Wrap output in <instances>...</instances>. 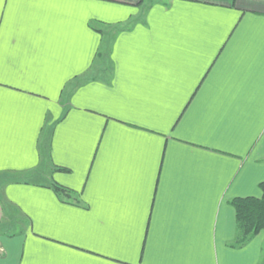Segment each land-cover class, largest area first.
Returning a JSON list of instances; mask_svg holds the SVG:
<instances>
[{
	"label": "snow or ice",
	"instance_id": "obj_1",
	"mask_svg": "<svg viewBox=\"0 0 264 264\" xmlns=\"http://www.w3.org/2000/svg\"><path fill=\"white\" fill-rule=\"evenodd\" d=\"M32 6L49 25L37 21L31 37L20 38L15 59L33 62L17 68L18 82L0 75V159L22 154L25 144L35 153L33 163L0 165V198L20 210L24 241L39 235L71 256L99 257L93 264H187L155 257L175 252L211 191L213 253L246 248L259 234L256 222L264 227V191L234 189L247 159L222 142L238 144L254 112L245 82L257 53L264 83V0H111L107 8L103 0H34ZM66 20L91 41L78 71L71 31L58 28ZM253 20L258 37L248 29ZM140 33L148 35L144 48L122 47ZM66 70L71 75L52 89L51 74ZM158 97L167 103L151 102ZM36 105L47 117L33 129ZM71 109L82 121L72 139H60ZM29 130L35 136L27 140ZM233 155L241 163L222 181L217 164ZM29 185L62 186L57 202L73 212L62 219L61 235L42 233L36 217L12 200L14 187ZM253 188L264 189V173Z\"/></svg>",
	"mask_w": 264,
	"mask_h": 264
},
{
	"label": "crops",
	"instance_id": "obj_2",
	"mask_svg": "<svg viewBox=\"0 0 264 264\" xmlns=\"http://www.w3.org/2000/svg\"><path fill=\"white\" fill-rule=\"evenodd\" d=\"M110 2L111 0H103V6L107 8ZM33 3L34 0H7V3H0V75L12 76L17 79V82V68L22 67L24 64L31 66L33 62L32 57L20 55L19 65L16 64L15 58L22 52L19 43L20 38L25 34L31 37L32 28L37 21L42 26L47 27L49 25V17L38 15L32 6ZM112 7L115 8L116 6ZM129 7H132V5H123L120 6V10ZM154 23L159 29L161 21L158 17L154 20ZM58 28L61 32L71 31V39L74 42L77 54L72 70L78 71L86 63V58L89 55L87 49L91 46V41L83 33L72 30L71 20L60 23ZM248 29L257 37L259 36L260 25L257 21H249ZM13 40L18 42L13 44ZM147 40V33H140L123 41L122 47L126 49L144 48ZM259 59V53H257L252 79L245 82V87L250 92L249 99L255 105L252 117L247 122L242 139L238 144L232 145L222 142L224 148L234 147L236 151L242 154V158L246 157L247 159L245 168L240 169V175L236 176L233 185L234 189L239 192L263 191L262 189L253 188L255 178L264 173V136L261 135L264 131V105L260 103L261 95L264 94V83H261ZM63 75H71V70H66L60 76L55 75V73L51 74L50 87L52 89L58 87ZM131 75L135 78L134 72ZM92 94H95V90L92 91ZM151 102L161 106L167 103L164 97L155 98ZM193 103H195V100ZM56 108L63 114V103L57 104ZM42 115L46 118L47 112L36 105L34 107L33 129L39 124ZM82 117L83 114L78 109L69 110V114L65 118L67 127H60L59 138L72 139L77 134L76 129L82 121ZM183 125L184 120H181L180 125H177V131H180ZM134 131H139V129H134ZM34 136V130L25 133L27 140ZM183 147H188V145ZM213 155H219V153H213ZM34 157L35 153L28 144H25L22 154H5L0 159V165L33 163ZM165 161H167L166 156ZM240 163L241 160L237 159L235 155L222 157L217 164L221 171L219 179L227 181L229 177L233 176ZM38 183L42 185L44 182L39 180ZM10 195L13 201H18L20 205L28 209L33 217H36L38 226H41V232L45 234L61 235L62 219H67L73 212L69 205L61 207L57 202L63 195L57 189L35 185L20 186L14 187ZM19 211L12 203L5 202L3 198H0V216L4 218V223L0 225V231H2V234H0V264H93L94 260L100 259L99 257H92L89 253L84 254V259L71 256L66 251L61 250L62 245L61 248H57L51 239L45 241L39 235L25 242L19 223ZM215 212L216 201L210 191L203 208L197 210L189 224L186 237L176 243L175 252L168 255L158 252L155 258L166 261H185L187 264H264V229L242 250L225 249L222 252L218 250L216 254L213 253L211 229ZM142 227L151 235L152 229L150 226L145 224ZM44 244L49 246L43 247ZM105 264H112V262H105Z\"/></svg>",
	"mask_w": 264,
	"mask_h": 264
},
{
	"label": "trees",
	"instance_id": "obj_3",
	"mask_svg": "<svg viewBox=\"0 0 264 264\" xmlns=\"http://www.w3.org/2000/svg\"><path fill=\"white\" fill-rule=\"evenodd\" d=\"M61 187H62V186L57 185V186H56V189L59 191V189H60ZM262 190L264 191V189H262ZM59 192H60V191H59ZM255 227L259 229V232H260L261 230L264 229V227H261V226H260V222H259V221L256 222Z\"/></svg>",
	"mask_w": 264,
	"mask_h": 264
},
{
	"label": "rangeland",
	"instance_id": "obj_4",
	"mask_svg": "<svg viewBox=\"0 0 264 264\" xmlns=\"http://www.w3.org/2000/svg\"><path fill=\"white\" fill-rule=\"evenodd\" d=\"M20 217V216H19ZM20 219V218H19Z\"/></svg>",
	"mask_w": 264,
	"mask_h": 264
}]
</instances>
